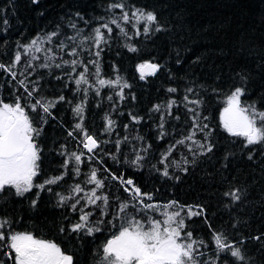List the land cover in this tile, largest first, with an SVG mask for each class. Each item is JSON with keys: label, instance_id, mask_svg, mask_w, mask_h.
<instances>
[{"label": "trees", "instance_id": "trees-1", "mask_svg": "<svg viewBox=\"0 0 264 264\" xmlns=\"http://www.w3.org/2000/svg\"><path fill=\"white\" fill-rule=\"evenodd\" d=\"M117 2L0 0V63L10 65L15 52L23 51L20 45L32 39L53 31L60 33L50 43L47 40L43 43L51 52L30 51L24 55L13 69L17 73L15 80L0 70V98L11 103L19 95L22 103L30 104L65 97L51 109V116L42 111H29L34 126L41 129L37 138L41 149L40 173L34 183L53 177L62 179L43 190L34 187L24 196H16L14 189L7 188L0 193V217L11 220L16 231L32 232L59 244L73 255L74 264H100L104 244L118 234L125 216L140 220L145 215L164 218L163 207L146 214L139 211L137 202L123 191L118 180L111 178V173H115L133 179L143 192L151 193L153 200L145 198L146 203L163 205L178 201L185 206L182 213L185 230L191 231L194 239L205 241L199 251L205 254L201 259L208 260L209 264L216 252L213 240L216 233H222L227 243L240 247L245 257L243 261H234L231 256L221 254L217 264H264V143L246 145L245 138L227 132L220 119L235 87L245 89L242 104H255L257 109L264 110V0H124V11L129 15L136 8L154 11L162 30L155 31L154 24L153 31L143 34L141 22L137 25L141 34L136 35L135 20L130 23L121 20L127 36L110 25L111 36L101 45L103 50L96 57L92 54L98 50L94 41L84 37L93 36V29L100 24L119 18L121 9L109 10ZM5 20L7 25L3 23ZM71 24L76 28L70 27ZM102 31L107 36V30ZM73 36L76 39L70 40ZM61 41L67 45L63 51L58 47ZM129 45L136 51H130ZM73 47L77 48L78 55L69 54ZM34 56L39 59H33ZM47 56L53 59L48 60ZM73 59L84 63L98 59L99 78L115 79L119 75L121 83L130 85L123 89L124 98L117 95L120 85L98 84L92 64L88 65L86 74L89 83L77 91L75 80L83 66H77L72 72L70 65H63V61ZM29 61L32 67H28ZM146 61L161 67L154 75L141 79L137 66ZM43 63L50 67H40ZM56 64L62 67L57 68ZM21 79L26 80L29 90L37 89L32 97H27L19 85ZM85 88L87 93L83 91ZM170 88L177 91L169 92ZM188 88L193 91L187 92ZM186 95L189 100L202 103L191 104L185 101ZM171 100L175 104L169 115L167 105ZM82 101L83 127L102 142L94 153L83 148V135L75 128L81 120L73 109ZM155 105H161L159 111L154 110ZM189 109L199 113L200 125H208L204 132L193 127L194 113ZM132 116L140 119L134 121ZM106 117L115 122L107 132ZM193 132L192 140L185 139ZM124 137L128 138L126 143ZM117 140L121 141L119 152L115 146ZM178 140H184V144H176ZM194 141L204 144L205 148L201 149ZM208 144L212 145L210 152L206 150ZM169 149L171 152L165 159ZM136 152L144 157L139 166L132 164ZM72 153H83V162L77 165ZM92 155L95 159L89 160ZM65 161H69L67 167H64ZM165 165L168 177L162 174ZM76 167L79 174L74 171ZM92 169H97L98 178L105 182V187L96 191L109 197L108 207L101 201H97L99 208L97 205L85 207L87 194L95 188L94 183H88ZM77 184L84 191L72 192ZM232 192H237L240 199L225 195ZM58 194L71 198L61 203ZM34 199L35 206L31 203ZM76 199L80 203L74 211L71 205ZM120 202H128L129 207L117 218ZM188 206L194 211L202 208L204 214L188 219ZM80 208L93 212L90 226H98L100 231L92 235L71 232V226L81 215ZM101 220L104 222L98 223ZM257 236L259 240L255 239Z\"/></svg>", "mask_w": 264, "mask_h": 264}, {"label": "snow or ice", "instance_id": "snow-or-ice-1", "mask_svg": "<svg viewBox=\"0 0 264 264\" xmlns=\"http://www.w3.org/2000/svg\"><path fill=\"white\" fill-rule=\"evenodd\" d=\"M34 3L38 0H33ZM121 9L119 18H112L107 23L100 24L99 27L93 29L94 35L91 37H84V40H93L95 47L98 49L93 55L100 56L103 50L101 45L108 42L111 33L113 31L110 25H115L121 33L127 36V32L124 27L121 26L120 21L130 23L135 20L133 27L136 28V35L141 34V30L137 27L143 22L142 32L148 34L153 31L152 25L156 24L155 31L162 30V26H159L157 15L154 11H145L144 9L136 8L129 15L128 11H124V0L111 4L109 10ZM78 15V14H77ZM7 25V20L3 22ZM70 27L76 28L75 24H71ZM102 29L107 30V36ZM58 31H53L46 34L45 37H37L31 40L28 44L20 45L23 51L17 50L15 52L13 62L10 65L0 63V70L9 73L13 80L16 79L17 73L13 69L22 60L27 53H41L51 52L50 48L43 47V43L47 40L49 43L52 38L59 36ZM79 35V33H78ZM70 40H75L76 37H69ZM83 43V41H81ZM58 47L63 51L67 45L61 41ZM130 51H136L134 46H128ZM70 55H78L77 48L71 49ZM33 59H39L38 56H34ZM48 60L53 59L52 56H47ZM92 64L95 67V76L99 85H120V91L117 95L123 99V89L130 87L126 82L121 83V77L116 75L115 79H103L99 78L101 74V67L99 60H89L87 63L83 61L73 59L71 61H63V65H70L71 71L75 72L77 66L82 65L83 71L79 72L78 78L75 80V84L78 86L77 91H80V86L89 83V78L86 75L89 71L88 65ZM28 67H32L31 61L28 62ZM40 67L49 68L48 63H43ZM55 67L60 68L62 64H56ZM138 71L140 72V78H145V70L148 75H154L159 69L160 65L152 62H144L139 64ZM59 79V77H58ZM19 85L23 88L27 97H32L33 93L37 91L35 87L29 90L26 80L21 79L18 81ZM85 93L88 89H83ZM169 92H176L175 88L168 89ZM192 88H188L187 92L191 93ZM245 89L243 87H235L232 93L227 98V106L224 107L220 114L223 128L232 134L233 136L243 137L246 140V145H254L264 143V110L257 109L255 104L244 105L242 104L241 97L244 95ZM99 95V92L96 93ZM64 96H59L58 100L44 101L36 100L34 103L25 104L22 103L21 96L17 95L11 102H5L3 98H0V193L6 191L7 188L14 189L16 196H24L26 193L32 191V189L38 188L43 190L46 185L56 184L62 177H53L45 180L43 183L35 184L34 179L40 173V159L41 149L37 143V138L40 136L41 129L37 128L33 124V119L29 115V111L38 112L42 111L44 114L51 116V109L56 106L59 101H64ZM112 99V97H109ZM185 101L191 104L199 106L202 101L189 100L188 96L184 97ZM175 104L174 100L168 102L169 115H171V107ZM161 105H155L154 110L159 111ZM73 111L80 117L81 123H77L75 128L79 130L83 135V148L87 149L89 153H94V150L99 149L101 141H98L94 134L89 132L83 127V112L84 103L77 104ZM193 112V127L200 132H204L208 125H200L198 123L200 119L199 113L196 109H189ZM179 119V117H176ZM43 120V117H41ZM107 127L105 131H110L114 125V121L106 117ZM134 121H137L138 117L132 116ZM163 119V116L161 117ZM204 119H207L206 117ZM46 122V121H45ZM127 127V125H125ZM163 128V124L160 125ZM73 135V133H69ZM165 133H161L163 138ZM195 132L185 137L187 140H192ZM142 139V138H141ZM128 138L124 137L123 142H127ZM201 149L205 148L204 144L199 141H194ZM121 141H116V150L120 151ZM176 144H184V140L176 141ZM173 148L175 145L172 146ZM191 150V148L189 149ZM206 150L210 152L212 145L208 144ZM143 151H147L144 149ZM171 149L165 154V159L169 155ZM77 165L81 164L82 155L72 153ZM112 158L115 159V155L112 154ZM251 158V157H249ZM89 160L95 159V156H89ZM144 157L135 153V159L132 160V164L139 166V162ZM188 161L185 160V163ZM69 161H65L64 167H67ZM164 163V160H161ZM179 166V165H177ZM187 171V169H183ZM76 174H79V167L74 169ZM97 169H92L88 183H94L90 194H87L85 207L88 205H97V201H101L103 206H109V197L107 195H98L96 189H103L105 182L98 178ZM163 176L168 177V166L165 165ZM113 180H118L123 188V191L130 195L132 201H136L139 205L138 210L145 214L149 210H159L163 207V219H157L145 215L143 220L137 219L135 216H125L124 223L120 226V230L117 235H113L111 239H108L104 244L102 252L103 256L100 260V264H209L208 260L201 259L205 254L199 251V248L205 244V241L197 240L193 238L191 231H186L185 216L182 213L185 212V206L180 205L178 201H171L163 205L157 203H146L145 198L148 201L153 200V195L148 192H143L140 187L136 186L133 179H125L123 175L117 176L115 173H111ZM50 190V189H49ZM84 189L79 185H75L72 189L74 193H80ZM38 195V194H37ZM61 203H66L71 197L58 194ZM225 195H231L234 200H239L240 197L237 192L225 193ZM119 200V198H117ZM32 205L35 206L37 201L32 200ZM80 203V199H76L75 203L71 205L74 211L77 210V205ZM99 208L100 206L97 205ZM129 207L128 202L118 203L117 218L120 213H125ZM199 207V206H197ZM175 209V210H170ZM81 215L78 222L71 226V232L84 233L86 235H92L94 232L100 231L98 226H90V217L93 212H85L83 208L79 209ZM203 209L194 211L192 206H188L186 209V218L190 219L193 216H202ZM101 215H105L101 211ZM104 221H99L102 224ZM13 222L7 217H0V264H74V257L72 254H68L61 246L52 240L43 239L36 234L28 231H16L12 228ZM65 230L62 228L61 232ZM255 239L259 240L257 236ZM215 244V255L211 260V264H217L221 260V254H227L231 256L234 261H243L245 259L241 248L233 246L227 243V238L222 233H216L213 236ZM226 264V262H224Z\"/></svg>", "mask_w": 264, "mask_h": 264}, {"label": "water", "instance_id": "water-1", "mask_svg": "<svg viewBox=\"0 0 264 264\" xmlns=\"http://www.w3.org/2000/svg\"><path fill=\"white\" fill-rule=\"evenodd\" d=\"M152 63H154V62H152ZM137 71H138V68H137ZM149 70H145V73H146V75L145 76H147L148 74H147V72H148ZM139 72V71H138ZM139 74H140V72H139Z\"/></svg>", "mask_w": 264, "mask_h": 264}]
</instances>
